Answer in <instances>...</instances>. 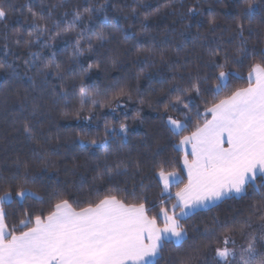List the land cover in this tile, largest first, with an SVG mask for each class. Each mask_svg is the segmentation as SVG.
<instances>
[{"label": "trees", "instance_id": "1", "mask_svg": "<svg viewBox=\"0 0 264 264\" xmlns=\"http://www.w3.org/2000/svg\"><path fill=\"white\" fill-rule=\"evenodd\" d=\"M249 3L256 6L251 18L244 15ZM0 6L8 11L0 20V195L12 194L4 205L9 228L25 210L47 214L58 199L79 209L115 195L128 204L145 203L149 216L161 207L171 210L183 184L164 196L159 172L175 171L186 182L179 142L210 118L205 109L220 98L209 91L216 75L223 70L245 77L230 79L222 97L246 87L251 66L264 64V0H0ZM77 12L80 18L65 31ZM34 23L41 31L29 37ZM241 25L250 55L238 57L240 64L215 68L212 61L223 64L225 55L229 60L236 55ZM21 36L30 43H17ZM197 77L200 94L181 97L192 100L189 108L171 107L174 89L189 88ZM81 87L97 106L81 108ZM186 116L189 128L174 135L168 118ZM262 183L257 177L256 185ZM21 189L42 199L21 200L15 195ZM262 216L264 187L249 185L247 195L181 220L186 239L180 245L166 242L158 264H222L216 249L225 247L224 238L243 240L256 233ZM245 221L250 227L242 234ZM158 224L163 226L161 218ZM261 235L256 247L264 253Z\"/></svg>", "mask_w": 264, "mask_h": 264}, {"label": "snow or ice", "instance_id": "2", "mask_svg": "<svg viewBox=\"0 0 264 264\" xmlns=\"http://www.w3.org/2000/svg\"><path fill=\"white\" fill-rule=\"evenodd\" d=\"M255 9L256 6L249 3L244 15L251 18ZM7 16L8 11L0 6V20H5ZM79 18L80 13L77 12L65 31H69ZM31 27L33 31L28 32L29 37L41 31L39 24L34 23ZM238 36L240 47L236 55L231 60L225 55L223 64L212 61L215 68L224 69L229 63L240 64L242 61L238 57L250 55L242 25L239 26ZM21 40L25 44L30 43L22 36L17 38V43ZM79 50L77 41V53ZM216 54V49L209 52L213 57ZM49 66L46 65V68ZM201 79L197 77L189 88L177 86L174 89L175 102H169L171 107L179 110L183 104L188 109L192 100L185 103L181 97L190 91L199 95ZM215 79L217 83L209 91L220 98L205 109V114H210L211 119L205 118L202 124L197 123L195 130L179 142L185 146L183 169L186 182L185 176L175 171L166 174L161 167L159 172L165 191L170 186L183 184L175 192L176 203L171 210L161 207L157 215L149 216L145 203L128 204L115 195H106L98 202H88L86 207L79 209L68 199H58L51 204L47 214L43 211L32 214L25 210L24 218L18 225L9 228L4 205L12 202V194L6 192L0 195V264H158L166 242L174 241L180 245L186 239L187 231L181 220L201 208L209 209L225 199L247 195L249 185L257 191L264 187V183L256 185L257 177L264 181V64L251 66L246 87L236 88L222 97L221 93L228 88L230 79L245 77L238 72L221 70ZM87 104L97 106L98 101L81 87L80 106L83 108ZM167 122L174 135H179L190 126L187 116L184 121L169 117ZM119 128L122 133L128 131L123 122ZM105 130H109L107 125ZM25 132L29 139L33 138L29 129L26 128ZM188 145L191 146L190 151L186 147ZM102 146L107 147V141ZM34 155L40 157L41 154L34 152ZM24 182L28 183L29 179L25 177ZM15 195L21 200L29 195L42 199L28 189H21ZM177 208L180 209L179 214ZM160 218L162 227L158 224ZM261 218L264 219V216ZM217 226L229 227L227 223H218ZM245 227H250L247 221L241 225L242 234ZM261 227L264 229V225ZM205 235L209 236L210 232L206 230ZM260 240L264 241V233ZM223 243L225 247L216 249L223 264H230L229 258L232 264H237V255L238 264H264V253L257 251L254 235L248 237L247 246L242 247L239 253L227 247L229 243L235 244L232 237L226 236ZM182 264H190V261H183Z\"/></svg>", "mask_w": 264, "mask_h": 264}, {"label": "rangeland", "instance_id": "3", "mask_svg": "<svg viewBox=\"0 0 264 264\" xmlns=\"http://www.w3.org/2000/svg\"><path fill=\"white\" fill-rule=\"evenodd\" d=\"M170 127H171V126H170ZM166 174H167V173H166ZM159 179H160V177H159ZM160 182H161L162 187H163V194H164V196H168V195H170V194H171V187H172V186H170V188H169L167 191H165V190H164V186H163V182L161 181V179H160ZM261 225H264V224H261ZM261 225L259 226L258 231H257L256 233L251 234V235H254V236L256 237V239H257V237H258V235H259L260 233H264V229H262ZM248 237H249V236H248ZM248 237H246V238L243 239V240H235V239H234V240H235V244L229 243V244L227 245V247H228L229 249L235 250L237 253H239V250H240L242 247H246V246H247ZM218 259H219V260L222 262V264H223V261L221 260V258L218 257ZM229 262H230V264H232L231 258H229ZM237 264H238V255H237Z\"/></svg>", "mask_w": 264, "mask_h": 264}, {"label": "crops", "instance_id": "4", "mask_svg": "<svg viewBox=\"0 0 264 264\" xmlns=\"http://www.w3.org/2000/svg\"><path fill=\"white\" fill-rule=\"evenodd\" d=\"M209 116H210V114H208ZM209 119H211V116H210V118ZM187 147V149L190 151V148H191V146L190 145H188V146H186ZM179 149L183 152V154H184V151H185V146H181L180 144H179ZM189 159H191V157H189ZM182 167H183V161H182ZM183 171H184V169H183ZM184 173H185V175H186V172L184 171ZM220 202H218L217 204H219ZM216 204V205H217ZM213 207V206H212ZM211 208V207H210ZM200 210H206V209H203V208H201V209H199V210H197V211H200ZM196 211V212H197ZM179 212H180V209H179ZM179 214V213H178ZM161 220H162V218H161ZM174 242V241H173ZM175 243V242H174Z\"/></svg>", "mask_w": 264, "mask_h": 264}]
</instances>
